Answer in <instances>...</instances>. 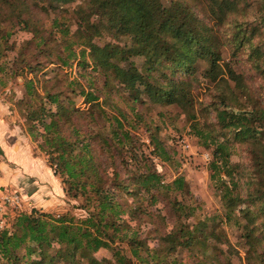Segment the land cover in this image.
<instances>
[{
  "label": "trees",
  "instance_id": "1",
  "mask_svg": "<svg viewBox=\"0 0 264 264\" xmlns=\"http://www.w3.org/2000/svg\"><path fill=\"white\" fill-rule=\"evenodd\" d=\"M73 1L0 0V60L17 26L34 34L24 41L8 67L10 78L23 74V70L19 71L22 66L30 71L40 68L41 56L46 59L53 55L62 65L69 66L77 58L75 43L84 47L79 65L89 67L90 56L92 70H100L109 87L124 91L122 96L128 93L135 99L145 92L154 101L175 103L186 111L193 105L198 63L206 62L204 77L213 81L223 71L218 64L221 45H230L234 54H245L252 70L264 78V0H194L215 20L218 31L206 20L198 19L193 3L181 0L170 4L163 0H80L72 12L77 17L73 29L66 14L61 13ZM257 3L259 11L251 19L250 9ZM103 36H110L111 40L103 44L95 41ZM28 53L33 56L29 58ZM139 57L145 70L138 67L135 58ZM5 65L0 61V71H6ZM227 68L228 78L221 77L217 84L234 80L247 98L260 106L238 110L227 102L231 96L237 98L235 91H224L222 101L215 106L219 125L204 129L195 123L193 127L203 142L213 148L211 178L221 192L226 211L219 222L235 221L248 247L247 258L252 256L264 264V104L252 95L242 74L229 65ZM36 82L27 80L26 96L19 101L26 105L23 111L29 129L35 138L41 137L40 145L57 164L56 173L63 178L67 191L74 192V196L82 192L90 211L86 218H53L39 210L22 213L0 231V264H135L136 260L142 264H188V257L196 260L194 264H208L199 253L206 252L211 236L224 243V230L212 226L217 222L191 223L196 212L186 204L181 206L183 221L179 225L175 221L177 227L165 233L162 225H156L155 236L161 243L144 254L147 237L121 219L127 211L121 191L126 194L136 190V208H130V220L140 219L145 201L141 190L152 193L157 186L164 187L161 176L147 163L141 171L134 172L129 161H119L113 154L114 149L135 146V141L120 117L96 102L99 95L86 90L79 81L60 77L49 79L41 94ZM76 87L81 88L80 96L85 102L91 103V113L77 107L70 97ZM119 112L128 119L124 111ZM90 118L98 123L102 119L111 121V137L89 128L82 132ZM232 140L244 145L252 161L251 171H239L240 165L231 161ZM156 145L161 151V142ZM175 182L182 184L180 179ZM238 209H245L244 213L239 215ZM117 236L128 242L132 256L112 245ZM180 247L193 252L187 258H176ZM101 249L111 250L112 257L99 258L96 254Z\"/></svg>",
  "mask_w": 264,
  "mask_h": 264
},
{
  "label": "rangeland",
  "instance_id": "2",
  "mask_svg": "<svg viewBox=\"0 0 264 264\" xmlns=\"http://www.w3.org/2000/svg\"><path fill=\"white\" fill-rule=\"evenodd\" d=\"M163 1H165V4H170L180 0ZM181 1L186 4L193 3L192 7L198 19L200 21L206 20V23L213 30L216 27L218 31L215 20L204 12L203 6L199 4L197 6L194 4L196 3L194 0ZM79 3L80 0H74L72 3L65 5L61 12L66 14L67 22L72 25L73 29L77 26V17L72 12ZM259 8L260 3L251 7V19L255 18ZM42 15L37 16L41 17ZM33 35V32L17 26L10 38L8 49L0 60L1 63L7 64V66L5 65L6 71H0V104L3 106L0 112L3 118L2 126L17 127L19 131V134H4L5 141L3 145L7 147V150H4L5 148L0 145V231L12 225L22 213H30L33 210L50 214L53 218L59 216L86 218L89 214L90 209L86 207L87 202L84 199L85 196L81 194L82 192H78L77 196H74V192L67 191L63 178L59 173H56L57 164L51 161V155L47 154L40 145L42 142L41 137L35 138L29 129L23 111L26 105L19 103L26 96L25 84L28 79L37 80L36 84L40 93L43 94L46 82L49 79L55 80L60 77L64 81H79L86 90H91L99 95L96 102L102 103L103 108L110 114L118 115L123 121L124 127L130 130L135 146L114 149L113 154L119 161L121 159L129 161L132 169H135L134 172L141 171L143 169L141 166L147 163L161 176V184L164 187L152 188V193H148L145 188L141 190L142 198L145 201H143V212L140 219L130 220L129 210L130 208H136L135 203H133L136 199V190L126 194L121 191L123 199L125 198L127 201L124 207L127 211L121 219L128 221L132 228L139 230L138 233L143 237H147L144 254H146L148 248L161 243L157 241L158 237L155 236L157 235L154 230L156 225H162L165 233L169 232L175 226V221H178L176 225L183 221L184 214L181 206L186 204L189 210L196 212V216L194 215L195 217L193 216L190 219L191 223L205 221L210 224L217 222L212 226L224 230V243L211 236L208 239L206 252L199 253L203 259H206L208 264H259L258 260L256 261L252 256L247 258L248 247L241 236L240 228L234 225L235 221L219 222L226 211L221 199V192L211 178L210 163L213 158V148L203 142L193 127L195 123L198 127L204 129H207V126L212 129L213 125H219L215 106L222 101L221 96L224 91H235L237 98L231 96L227 99V102H231L233 107L238 110L257 109V106H260L258 103L257 106L254 105V101L247 98L246 94L243 93V89L236 86L234 80L228 79L229 83L217 84L221 77L228 78L227 65L246 78L252 95H255L256 100L264 104V78L259 73L254 72V69L252 70V64L247 61L246 55L234 54L230 45H221L222 57L218 60V64L223 71L219 73V78L216 81H213L210 77H204L203 72L207 68V64L201 60L197 65L196 76L198 80L194 82L193 105L186 111L175 103L154 101L145 92L140 96H136V98L134 97L135 99H132L128 93L122 96L124 91L109 87L105 83V75L100 70H92L93 65L90 56L87 57L90 63L89 67L84 68L79 65L81 50L84 48L79 43L73 45V51L77 53V58L75 61H71L69 66L62 65L58 58L53 55L46 59L41 56L39 59H42L43 64L40 68L30 71L25 65L19 69V71L23 70V74L16 78H10L8 67H11L17 58L24 41L30 39ZM110 40V36L95 39L101 44ZM63 51L61 49V53ZM88 52L89 50H87ZM32 53H28L27 56L31 58ZM135 59L138 67L145 70L142 59L140 57ZM32 62L34 63V61ZM80 90V87H76L74 94L70 93L69 95L76 101L77 107L83 109L85 113H91L94 109L91 107V103L85 102L84 98L80 96ZM119 109L126 113L128 119L123 118V113H120ZM85 123L84 125L87 127H83L82 132L87 131L89 128L93 131L99 130L107 136L109 134V137L112 135L111 132H108L111 129V121L109 120L106 122L102 119L98 123L90 118ZM16 136L22 140L24 151L27 150L30 153L29 163H24L23 167V170L26 171L25 175L19 177L21 170L15 168L13 162L9 163L6 156L7 153L10 154L18 147ZM157 141L161 142V146H163L161 151L157 148ZM230 144L233 148L231 161L240 165L239 171H251L253 168L252 161L244 145L236 140H232ZM164 150H166V153ZM14 177H16L15 183L12 182ZM36 177H39L40 180H48L47 187L39 186L35 182ZM10 178L13 179L9 182ZM179 179L182 180V184L175 182ZM244 179L245 176H243ZM152 195L154 196L152 197ZM137 206L139 205L137 204ZM244 210L238 209L237 213L242 215ZM244 220V218H241L242 222ZM111 243L115 248L127 250L128 254L132 256L128 242L120 240L117 236L115 241ZM191 251L193 252L189 248L180 247L175 254L176 258L185 256L187 258ZM195 254L196 252L193 253V255ZM96 255L99 258H110L113 253L111 250L101 249ZM187 259L188 264H191V262L194 264V261H196L189 257ZM135 264L142 263L136 260Z\"/></svg>",
  "mask_w": 264,
  "mask_h": 264
},
{
  "label": "crops",
  "instance_id": "3",
  "mask_svg": "<svg viewBox=\"0 0 264 264\" xmlns=\"http://www.w3.org/2000/svg\"><path fill=\"white\" fill-rule=\"evenodd\" d=\"M2 109H3V106L0 104V112L2 111ZM2 119L3 118L0 115V145L3 148H5L4 150H7V147H5V145H3L4 141H5V138L3 137L4 134L5 133H6V135L17 134V133L19 134V131H18L17 127L15 128V127H11L10 126L11 127L10 128L8 126H2L3 125V123H2L3 120ZM15 139L18 140L17 141V144H19L18 147L15 148V150L13 152H11L10 154L7 153L6 156L8 157L9 163L13 162L15 164L14 167L17 168L18 170H21L20 171L21 173H19V175H18V177H19L20 175H25L26 171L23 170V167H24V163H27V164L29 163L28 160H30V158H29L30 157V153H28L27 150L24 151L23 142H22V140L19 137L16 136ZM15 178L16 177H14V179L10 178L8 181L10 182V180L12 181V179H13L12 182L15 183L16 182ZM47 181L48 180H46V179H44V180L41 179L40 180L39 177H36V179H35V182H37V184H39V186H42V187H47V185H48Z\"/></svg>",
  "mask_w": 264,
  "mask_h": 264
}]
</instances>
